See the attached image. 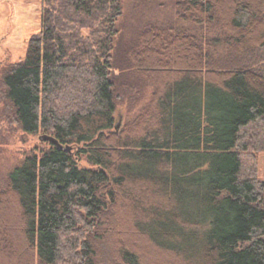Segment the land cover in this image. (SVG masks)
I'll list each match as a JSON object with an SVG mask.
<instances>
[{
    "label": "trees",
    "instance_id": "obj_1",
    "mask_svg": "<svg viewBox=\"0 0 264 264\" xmlns=\"http://www.w3.org/2000/svg\"><path fill=\"white\" fill-rule=\"evenodd\" d=\"M172 1L186 22L219 24L208 43L226 54L172 25L118 43L123 0H41L26 56L0 80L9 123L62 144L33 148L0 183V237L21 264H107L112 233L115 264L154 250L171 264H264V0ZM144 83L150 102L117 126Z\"/></svg>",
    "mask_w": 264,
    "mask_h": 264
},
{
    "label": "rangeland",
    "instance_id": "obj_2",
    "mask_svg": "<svg viewBox=\"0 0 264 264\" xmlns=\"http://www.w3.org/2000/svg\"><path fill=\"white\" fill-rule=\"evenodd\" d=\"M40 8L41 0H0V80L6 66L11 61L26 56L29 38L39 30ZM153 25H172L175 30L196 36L205 50H210L212 54L217 56L227 52L223 44L212 45L208 43L212 38L218 36L222 38L225 35V30L219 24L202 26L186 22L179 15L172 0H123V14L119 20L121 36L118 43L120 41L125 46L140 47L141 43L136 42L137 37ZM169 34L172 35V33ZM158 50L154 49V54L159 52ZM152 93L153 87L144 83L140 96L123 99L116 112L117 125L133 121L150 102ZM2 105L0 104V183L5 184L8 173L22 161L26 153L33 148L40 150L46 144L39 138L41 134L45 133L43 130L37 134H28L17 128L15 124H10L6 119ZM81 163L89 166L86 157L82 159ZM258 166L259 177L264 180V151L259 153ZM5 198V201L10 199L7 196ZM13 215L17 219L19 218L18 213L15 212ZM15 221L17 225L16 228L12 227V230L23 257L26 259L32 255V249L28 246L26 235L20 227V220ZM112 231L114 230L112 229ZM113 235L115 234L112 233L100 251L104 259L108 258L104 261L107 264H115L112 255H114V242L118 236ZM132 242L135 244L134 240ZM135 245L140 247L138 244ZM145 257L149 264H161L167 263V261L171 264L170 258L165 257V255H157L155 250L154 256L146 255ZM0 264H21L17 253L10 248L3 237H0Z\"/></svg>",
    "mask_w": 264,
    "mask_h": 264
},
{
    "label": "water",
    "instance_id": "obj_3",
    "mask_svg": "<svg viewBox=\"0 0 264 264\" xmlns=\"http://www.w3.org/2000/svg\"><path fill=\"white\" fill-rule=\"evenodd\" d=\"M119 126V125H117ZM41 141H50L56 145L62 146V144L59 142V140L52 134L43 133L39 136ZM69 149H71L70 146H68Z\"/></svg>",
    "mask_w": 264,
    "mask_h": 264
}]
</instances>
